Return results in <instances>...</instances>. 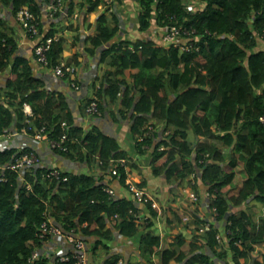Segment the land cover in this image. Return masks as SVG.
<instances>
[{"label":"trees","instance_id":"trees-1","mask_svg":"<svg viewBox=\"0 0 264 264\" xmlns=\"http://www.w3.org/2000/svg\"><path fill=\"white\" fill-rule=\"evenodd\" d=\"M105 1L63 0L52 19L69 21L77 14L75 41H80L78 26L88 30L89 15ZM133 1L139 5L134 25L139 33L147 32L153 19L160 28L183 24L195 31V49L181 51L175 45L165 49L141 39L112 43L125 21L102 9L92 35L82 43L90 58L99 52L97 66L106 69L102 81L97 84L96 76L92 83L94 98L87 99L79 112L82 115L84 106L95 99L100 115L108 111L127 120L135 151L150 150L152 176L163 178L177 200L182 197L174 187L192 192L198 200L204 186L217 225L210 223L208 230L201 231L206 222L194 211L196 226L190 231L188 251L160 250V238L151 231L157 210L135 201L126 184L132 173L120 160L127 162L128 153L97 127L84 132L74 126L64 96L46 89L43 80L33 75L30 60L16 55L15 27L0 18V74L9 72L0 89V135L13 128L33 136L42 127L51 140L66 134L68 151L54 152L89 169L97 166L102 172L100 181L109 174L127 195L112 198L95 170L60 172L59 180L47 177L45 168L26 173L23 180L12 171L5 172L7 181L0 183V264H27L31 252L42 245L37 234L46 216L63 235L83 239L92 257L103 250V264H119L122 259L135 264L112 253L117 242L131 245L143 264H156V255L159 264H215L213 258L225 261L228 255L232 264H264V253L257 250L264 246V125L259 119L264 116V50L256 49L257 38L264 36V0H192L204 4L197 11L184 7L183 0ZM24 7L38 23L41 37L58 36L59 29L43 28L37 0H0V14L8 9L19 28L17 15ZM25 36L34 44L35 39ZM64 49V39L58 36L47 53L48 66L36 62L32 49L34 62L45 70L62 62L76 68L79 54L64 59ZM117 103L115 113L104 105ZM24 104L33 113L26 124ZM62 122L68 127L63 128ZM15 149L0 151V164L11 161ZM113 168L116 174L112 175L109 170ZM23 181L31 186L30 192ZM145 185L141 179L137 187ZM136 204L149 212L147 220L138 219ZM219 222H223L225 236L221 242L216 239ZM142 224L146 226L140 231ZM174 238L177 248L184 244L181 234ZM64 251L73 253L71 242H64ZM48 262L42 258L34 264ZM73 263V259L55 262Z\"/></svg>","mask_w":264,"mask_h":264},{"label":"crops","instance_id":"crops-1","mask_svg":"<svg viewBox=\"0 0 264 264\" xmlns=\"http://www.w3.org/2000/svg\"><path fill=\"white\" fill-rule=\"evenodd\" d=\"M40 5L44 7L45 3L43 0H37ZM134 2V1H133ZM138 7V4L134 2ZM44 4V5H43ZM123 8H126V6H122ZM100 10H102V7H99L96 12L89 15V23L91 27L88 30L82 29V27L78 26V32L80 34V41H75V37L77 33L75 32V27L79 25L80 18H77L74 16L72 20H65L64 17H61L59 20L52 19L49 17L44 11L41 15V23L43 25L44 29H49L51 27H55L60 30V33H58V36H62L65 43V49L63 52V58L68 59L75 53L79 54L77 57V62L79 63L76 68L73 69V72L66 77H56L51 70H45L41 67H38L33 59L32 54V46L33 42L31 40H28L24 34V31L22 28L15 26V22L11 19V14L8 9H5L0 14V18L6 21V23L10 26L15 27V36L16 41L18 44V50L16 55L26 57L30 60V63L33 67V75L37 78H40L44 82V86L46 89L60 93L64 96L66 104L68 106V109L73 115L74 118V126L82 128L84 132H87L91 126L97 127L103 134L106 136L114 138L121 151H124L128 153L129 159L127 162H125V165L128 166V170L130 173H132L126 182L128 183H134L138 184L141 182V179L146 181V185L143 188L146 190V193L155 201H158L162 207H164L165 212L162 214L157 210V218L153 222V226L151 227V231L153 234L158 236L160 238V250H166V247H162V238H161V232L169 233L171 230L173 232H179L181 230V235L184 238V246L188 247L189 249V243H191V238L187 237V233L190 231L187 229H178L177 225L172 223L167 218V214L170 212V207H174L177 204H181L177 207V209H183V213L191 212L192 209H186L183 201H181V198L179 200H175L174 197L169 192V189L171 186L165 185L163 178H156L152 176L151 169H150V156L148 151H144L142 153H138L135 151L134 144L131 140V138L128 135L129 132V123L128 121H124L120 117L118 118L117 115L110 116L109 112H105L104 114H101L99 116H91L86 114L85 107L84 106V113L81 115L79 112V109L83 107V104H85L87 99L94 98V91L92 89V83L95 80L96 76H98L97 84L102 81V75L104 70L106 69L105 65L98 67V63L96 61L97 56L99 53H96V55L93 58H90L87 53L83 50V43L82 41L85 39L86 36L92 35L93 29H94V23L97 18V16L100 14ZM136 12V11H135ZM121 18V17H120ZM123 19V18H122ZM77 22V24H76ZM72 24V28L69 27ZM122 29V26L120 27V30ZM125 30V29H123ZM122 34L118 32V36L114 39V42L118 39H125L120 38ZM141 35L140 37H136V39H144V33H139ZM126 38H129V40L133 41L132 38L129 37V34L126 35ZM111 45L108 44V46ZM63 63V62H62ZM9 72H3L0 74V89L4 88V85L6 83V80L8 78ZM78 88V89H76ZM105 106L110 107L108 110L112 113H115L119 110V104H111ZM13 138H18L20 144L24 145L30 149H34L37 154L42 158L45 165H49L52 167H57L63 172H69V173H90L88 170L96 171L95 175L96 178L101 179L100 175L102 174L101 171L97 168V166H94L95 169H89L86 168L84 163L79 162H72L70 160H67L66 158L59 156L56 154L53 150L50 149L49 145L46 141H38L34 142L32 141L31 137L28 135H23L21 133H18L13 130H9L8 133H5L4 135L0 136V151L6 150V148H14V146L11 147H4L2 148L3 144L6 140H12ZM31 145V146H30ZM147 147H145L146 149ZM86 170V171H84ZM100 181V180H99ZM98 181V182H99ZM105 181V182H104ZM103 182L104 185H107L108 188H110L113 193L115 194V197H120L121 195L127 196L126 191L124 188L120 187L118 185V182L114 180L112 177L106 176L105 180L100 181V183ZM204 186H201V189H204ZM200 189V188H199ZM200 189V190H201ZM173 191L176 193V191H179L180 197L188 196V193L190 191L186 189L181 188H173ZM204 193L206 195V189L204 190ZM199 197L201 199V205L198 206L199 214L202 215L204 221H207V216H205V213L210 214L208 209L209 199L205 198L203 196L202 191H200ZM135 205V204H134ZM181 207V208H180ZM136 208L139 210L138 213V219L147 220L149 212L146 211L141 207V205L136 204ZM148 213V214H147ZM199 215V217H200ZM209 216V215H208ZM142 220H140L141 222ZM170 225V227L167 226ZM142 225L140 227V231L143 230ZM179 230V231H178ZM120 240H123L119 237ZM66 242V240H64ZM88 243H91L92 240H88ZM45 245L52 244L51 240L49 239L47 242H45ZM177 241H174L173 244L176 245ZM261 247L263 245H260ZM64 248V246H63ZM178 250L182 253H186V251L181 250L180 248L174 247L172 250ZM168 250H171L168 248ZM112 253L114 254H121L125 257L126 260H130L131 263H141L138 260V253L134 251V248L131 245H126L123 243H116L114 248L112 249ZM90 258V264H95V258L92 257L91 253H89ZM154 258L157 260L156 264H158L159 256L156 255ZM153 258V260H154ZM105 257H102L103 264ZM123 260V259H122ZM125 261V260H123ZM215 264H232L231 263V257L228 255L227 259L225 261L218 260L216 258L213 259ZM126 263V262H125ZM155 263V260H154ZM143 264V263H141Z\"/></svg>","mask_w":264,"mask_h":264},{"label":"built area","instance_id":"built-area-1","mask_svg":"<svg viewBox=\"0 0 264 264\" xmlns=\"http://www.w3.org/2000/svg\"><path fill=\"white\" fill-rule=\"evenodd\" d=\"M61 1L62 0H57L55 2H52L49 6L45 8L49 16H53L57 12V9L61 5ZM20 20L25 35L35 39L32 49L34 51L36 62L43 67H47V53L50 50L52 41L56 40L57 37H51L46 39L41 37L38 31V23H36L34 17L27 11H23L20 13ZM156 31L157 33L155 34V37H157V40L160 41L161 46L163 43H165L166 45L164 46L166 47L170 45L179 46L181 51H192L195 49V42L197 41L195 31L188 30L183 24L178 26H172L170 28H159L156 29ZM180 34L182 35V38H178ZM159 35L160 39L158 38ZM52 70L54 75L58 77H63L66 73H69L71 71V67L60 64L56 67H53ZM23 112L26 117V122L28 123L29 118L33 116L30 106L24 104ZM86 112L90 115H98L99 110L97 103L95 101L91 102L86 108ZM259 119L264 125V116H261ZM61 126L63 128L68 127L65 122H62ZM22 133L26 134L25 131H22ZM65 139L66 134L56 140H51L47 138L45 127H42L40 130H37L35 135L33 136L34 142L45 140L47 141L51 149L59 150L61 152H67ZM23 149L24 148H22V146L18 147L16 153L13 155L11 162L6 165L0 164V183L7 181V176L4 175L5 171H14L19 175V178L22 179L26 173L32 172L37 167L42 165L40 157L35 152H33L32 150L24 151ZM115 172L116 170L113 168L112 174H115ZM47 177L59 180L60 171L58 169H49ZM63 181H66V179L64 178ZM25 185L26 190L31 191V186L27 182L25 183ZM128 188L131 194L133 195L135 201L143 204H150L152 209H159L158 203L153 200L145 192L144 189L137 187V185L134 183H128ZM106 191L110 195L113 194L111 189H107ZM188 196L192 202L197 201V196L192 192L188 193ZM211 214L215 216L214 209H211ZM186 220L187 219L185 218V221ZM209 225V221H206L201 231L208 230ZM38 237L39 239L43 240V242H45L48 237L51 238V242L53 241L52 239L55 238L63 241L66 240L68 243L71 242L73 253H70L69 251H64V242L62 243L60 241H56L51 246L43 245L39 248L34 249L27 259V264H34L36 261H39L42 258L49 259V261L52 262L51 264H54V262L57 260L60 263H68L70 259L74 260L73 264H87V249L83 239L73 238L72 236L65 234L63 235L62 231L59 228L51 224L50 218H47L40 225ZM222 238L225 239L220 234L216 236L218 242H221Z\"/></svg>","mask_w":264,"mask_h":264},{"label":"rangeland","instance_id":"rangeland-1","mask_svg":"<svg viewBox=\"0 0 264 264\" xmlns=\"http://www.w3.org/2000/svg\"><path fill=\"white\" fill-rule=\"evenodd\" d=\"M118 2V5L116 6V10H115V13L117 15V17H122L125 21V26L122 25V29L120 31V34H122L120 36V38H125V39H129V38H126V35L129 34V37L132 38L133 40H135L136 37H140L141 35H139V32L136 30L135 28V18H136V15H135V11H138V7H135L137 6L132 0H116ZM126 4V5H125ZM183 5L184 7L186 8H189L191 11H197L199 9H201L204 4H199V2H195V1H192V0H183ZM61 6H63V4H61ZM122 6H126V8H123ZM102 11V10H100ZM121 15V16H120ZM77 24V22H76ZM155 24V19H153L152 21V26L150 27V29L144 33V39L146 40H155V34L157 33V31L153 28ZM125 29V30H123ZM160 39V35L158 37ZM259 41H257L258 45L256 47V49H263L264 50V36L262 37H259L257 38ZM159 43V42H157ZM166 45L165 43L162 44V46ZM165 48H167L166 46H164ZM181 50V49H180ZM191 140L193 138V136L191 135ZM20 144L18 138H13L12 140H6L5 143L3 144L2 148L4 147H11V146H18ZM21 146V145H19ZM31 146V145H30ZM86 171V170H84ZM202 193H203V196L205 198H207V196L205 195L204 193V189H201ZM176 194L178 196H180L179 194V191H176ZM177 198H175L176 200ZM181 201H183L186 209H192L193 211H189V212H186V213H183V209H177V207L181 204L179 202V204H177L176 206L174 207H170V212L167 214V218L172 221V223L176 224L177 225V228L178 229H187L189 231H191V229L195 228V224L193 223L194 221V211H196V215L199 217V211L197 206H200L201 205V199L200 197H198V204L196 203L195 205V202H191L188 197L186 198V196L182 197ZM158 205L160 206V209H159V212L162 214L163 212H165L164 210V207H162L160 205V203L157 201ZM181 208V207H180ZM209 215V216H208ZM205 216H207V219L209 220V223H214L217 225V221L215 222L213 216L211 214H208V213H205ZM185 218L187 219L185 221ZM200 219L204 220L202 215H200L199 217ZM220 223V235H222V237L225 238L224 236V230H223V225L221 223L223 222H219ZM218 223V225H219ZM143 225V224H142ZM168 227H170V225L167 224ZM171 228V227H170ZM179 231V230H178ZM181 233V230L179 231ZM179 232H173L171 230V232L169 233H164L163 230L161 232V238H162V247H166L165 249H168L170 248L172 250V248L176 247L174 243V241H178V239H175L174 237L176 235H179L180 233ZM187 237H189V239L191 238L192 234L191 232L187 233L186 234ZM178 247V246H177ZM181 250L183 251H186L188 249V247L184 246V245H181L179 247ZM257 250L260 252V253H264V246H258L257 247ZM256 250V251H257ZM102 257H106V254L103 250H99L97 252V254L94 256L95 258V264H101L102 262ZM214 259V258H213ZM155 260V263L157 262V260L154 258ZM138 261V260H137ZM223 261V260H221ZM119 264H125L123 260H121L119 262ZM135 264H138L135 262ZM141 264V263H140ZM158 264H159V261H158Z\"/></svg>","mask_w":264,"mask_h":264},{"label":"clouds","instance_id":"clouds-1","mask_svg":"<svg viewBox=\"0 0 264 264\" xmlns=\"http://www.w3.org/2000/svg\"><path fill=\"white\" fill-rule=\"evenodd\" d=\"M55 1H57V0H51L49 3H45V5H44V7L42 6V4L40 5L41 6V14H42V12L44 11L47 15H48V13H47V11L45 10V8L47 7V6H49L52 2H55ZM63 1V0H62ZM62 1H61V3H62ZM133 1V0H132ZM135 2V1H134ZM118 5V2L116 1V0H106L103 4H101L99 7H102V9H109V10H111L112 12H114L115 13V10H116V6ZM126 5V4H125ZM98 7V8H99ZM58 10H59V8L57 9V12H58ZM138 10H139V5H138ZM23 11H27L29 14H31L29 11H28V9L27 8H22L21 9V11L18 13V15H17V21L19 22V24H20V27L22 28V24H21V20H20V13L21 12H23ZM56 12V13H57ZM55 13V14H56ZM54 14V15H55ZM32 15V14H31ZM54 15L53 16H49V17H51V18H54ZM33 16V15H32ZM75 17H77V14H75ZM35 19V18H34ZM153 28L156 30V29H159L160 27H157L155 24H154V26H153ZM150 29V28H149ZM23 30V29H22ZM25 34V33H24ZM55 37H57L58 38V36H55ZM144 41H151L152 43H155L157 46H160V47H164V46H161L160 45V41L159 40H157V37H155V40H146V39H143ZM157 42H159V43H157ZM111 43V42H110ZM109 43V44H110ZM110 46V45H109ZM108 46V44L105 46V48H107V47H109ZM165 48V47H164ZM169 48V46H167V48H165V49H168ZM99 53V52H98ZM99 55V54H98ZM98 57V56H97ZM98 60V59H97ZM65 65L64 63H61V65ZM58 66V65H57ZM66 66V65H65ZM56 67V66H55ZM68 67H71V71L69 72V73H66L63 77H65L66 75L68 76V75H70L72 72H73V67L72 66H68ZM50 70L52 71V73H53V70H52V68H50ZM54 74V73H53ZM56 76V75H55ZM56 77H58V76H56ZM76 89H78V88H76ZM93 101H95L96 103H97V105H98V102L95 100V99H92L91 101H90V103L91 102H93ZM90 103H88L87 104V106L85 107V112H86V108L88 107V105L90 104ZM28 105V104H27ZM24 106V105H23ZM99 110V109H98ZM32 111V110H31ZM24 113V112H23ZM33 114V113H32ZM86 114H88L87 112H86ZM88 115H90V114H88ZM100 115V111H99V114L98 115H91V116H99ZM24 116H25V114H24ZM33 117V116H32ZM32 117H30L29 118V121H28V123L31 121L30 119L32 118ZM27 122H26V120H25V124H26ZM67 125V124H66ZM41 129V128H40ZM40 129H38V130H40ZM22 131H25V133L26 134H23L22 132H20L21 134H23V135H28L27 134V132H26V130H22ZM36 129H35V133H36ZM9 132V131H8ZM8 132H4L2 135H4L5 133H8ZM46 132V131H45ZM47 134V133H46ZM35 135V134H34ZM33 135V136H34ZM1 136V135H0ZM28 136H30V135H28ZM33 136H30L31 137V139H32V141H33ZM47 138H48V135H47ZM43 141V140H42ZM45 141V140H44ZM47 142V141H46ZM48 144V143H47ZM49 145V144H48ZM65 145H66V142H65ZM22 146V148H24L23 150L24 151H30V150H32L33 152H35L36 154H37V152L34 150V149H30V148H28V147H26V146H24V145H21ZM18 147H20L19 145L18 146H14V148H17L18 149ZM50 147V146H49ZM17 149H15V153H16V151H17ZM51 149V148H50ZM51 150H53V151H58V152H61V151H59V150H54V149H51ZM67 151H68V149H67ZM2 152V151H1ZM14 153V154H15ZM61 153H66V152H61ZM38 155V154H37ZM39 156V155H38ZM40 157V156H39ZM13 158V157H12ZM40 159H41V163H42V165L41 166H39V167H37L35 170H33L32 172L34 173L38 168H45V169H47V170H49V169H58L57 167H52V166H49V165H45L44 164V162H43V160H42V158L40 157ZM11 161H12V159H11ZM11 161H9V162H11ZM8 162V163H9ZM8 163H6V164H8ZM6 164H2V165H6ZM120 165L121 166H125V160H120ZM60 172H62V173H66V172H63V171H61L60 169H58ZM5 172H8V171H5ZM12 172H14V171H12ZM32 172H28V173H32ZM14 173H16V172H14ZM109 173H111L112 174V169L111 170H109ZM17 174V173H16ZM115 174H116V172H115ZM18 175V174H17ZM113 175V174H112ZM18 178H19V175H18ZM25 178V175H24V177L22 178V180ZM20 179V178H19ZM23 183H24V185H25V181H23ZM126 184L128 185V182H126ZM137 185V184H136ZM26 186V185H25ZM106 187H107V189H110V188H108V186L107 185H105ZM26 189V188H25ZM106 189V190H107ZM141 189H143V188H141ZM27 192H30V191H27ZM113 192V191H112ZM145 192H146V190H145ZM110 195V194H109ZM206 196H207V193H206ZM111 197L113 198H115V194L113 193L112 195H111ZM208 198V197H207ZM154 200V199H153ZM157 202V201H156ZM159 206V205H158ZM159 209H160V206H159ZM159 209H158V211H159ZM210 214H211V210H210ZM212 215V214H211ZM46 216V215H45ZM213 216V215H212ZM47 218H50V221H51V224H53L54 226H56L57 228H58V226H57V224L52 220V218L50 217V216H46V218H45V220L47 219ZM44 220V221H45ZM43 221V222H44ZM207 221H209V220H207ZM206 222V221H205ZM40 228V227H39ZM38 232H39V229H38ZM37 236H38V234H37ZM39 238V237H38ZM49 239H51L50 237H48L47 239H46V241L45 242H47ZM39 240H41V239H39ZM53 241H52V244H54V242H56V241H58L56 238L55 239H52ZM42 241V245L41 246H43V245H45L46 243L45 242H43V240H41ZM84 241V240H83ZM85 242V241H84ZM52 244H50V245H47V246H51ZM85 244H86V242H85ZM39 248V247H38ZM86 249H87V264H90V258H89V249H88V246L86 245ZM50 262V261H49ZM48 262V264H51L52 262H50L49 263ZM56 262V261H55ZM55 262H54V264H55Z\"/></svg>","mask_w":264,"mask_h":264}]
</instances>
